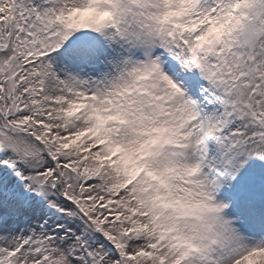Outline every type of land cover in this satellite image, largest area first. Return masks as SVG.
Here are the masks:
<instances>
[{
	"label": "snow or ice",
	"instance_id": "obj_1",
	"mask_svg": "<svg viewBox=\"0 0 264 264\" xmlns=\"http://www.w3.org/2000/svg\"><path fill=\"white\" fill-rule=\"evenodd\" d=\"M0 264H264V0H0Z\"/></svg>",
	"mask_w": 264,
	"mask_h": 264
}]
</instances>
